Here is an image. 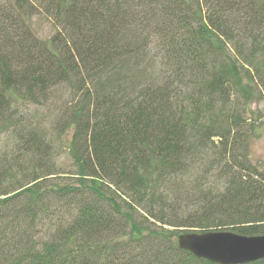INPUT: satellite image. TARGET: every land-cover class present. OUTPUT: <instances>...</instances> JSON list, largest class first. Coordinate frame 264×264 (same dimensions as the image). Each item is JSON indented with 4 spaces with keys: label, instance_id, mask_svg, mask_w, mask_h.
<instances>
[{
    "label": "trees",
    "instance_id": "16d2710c",
    "mask_svg": "<svg viewBox=\"0 0 264 264\" xmlns=\"http://www.w3.org/2000/svg\"><path fill=\"white\" fill-rule=\"evenodd\" d=\"M48 1L45 41L0 5V264H212L177 237L264 235V0Z\"/></svg>",
    "mask_w": 264,
    "mask_h": 264
},
{
    "label": "rangeland",
    "instance_id": "374dc122",
    "mask_svg": "<svg viewBox=\"0 0 264 264\" xmlns=\"http://www.w3.org/2000/svg\"><path fill=\"white\" fill-rule=\"evenodd\" d=\"M13 1L14 0H0V5H2L3 3L8 4L10 2L12 4ZM28 1L29 6L24 8V14L28 13L27 22L30 26L31 31L39 40L45 41L51 38V36L55 32L61 30L59 25H57L54 21L52 13L50 11H46L48 10L46 6L47 2H49L48 0ZM254 81L255 82H251V87L254 86V90H258V94L256 95L255 99L248 103L244 108L243 118H246V123L251 124L254 128L249 142V162L250 164L254 165L255 168L264 176V90L257 85L256 80ZM66 95L65 98H67ZM31 111L34 112L37 110L33 107ZM38 112L40 114L44 112V110ZM56 153L57 165L64 173L60 175L61 177H58L54 181H68V179H71L69 178V173L73 170L72 158L70 157L67 148L63 145H61V147H57L56 145ZM209 183H211V181H209ZM169 220L172 221L173 219L169 218ZM175 222L181 223L182 221L176 220ZM180 229H183V227H180Z\"/></svg>",
    "mask_w": 264,
    "mask_h": 264
},
{
    "label": "water",
    "instance_id": "95a60500",
    "mask_svg": "<svg viewBox=\"0 0 264 264\" xmlns=\"http://www.w3.org/2000/svg\"><path fill=\"white\" fill-rule=\"evenodd\" d=\"M177 247L212 264H249L264 259V235L244 236L231 231L185 232Z\"/></svg>",
    "mask_w": 264,
    "mask_h": 264
}]
</instances>
